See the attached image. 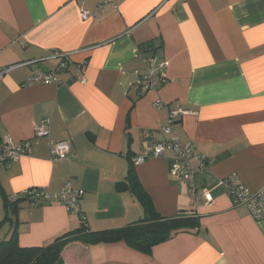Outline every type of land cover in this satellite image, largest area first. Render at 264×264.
<instances>
[{"label":"crops","instance_id":"0c3cea01","mask_svg":"<svg viewBox=\"0 0 264 264\" xmlns=\"http://www.w3.org/2000/svg\"><path fill=\"white\" fill-rule=\"evenodd\" d=\"M103 2L0 0V139L31 140L30 154L0 168V243L14 236L22 247H45L80 228L63 202L29 200L30 190L56 192L68 181L85 190L88 230L140 220L143 204L126 183L132 169L161 216L195 215L198 228L149 252L123 240L74 239L65 264H264V218L236 204L224 184L236 173L253 191L264 186V0ZM58 51L73 61L60 82L24 84L35 72L55 70ZM149 58L166 62L167 81L144 92ZM83 60L85 83L75 72ZM25 61L33 63L8 69ZM171 107L188 110L173 132L209 160L194 176L199 206L190 202L188 183L171 175L170 152L135 162L170 135ZM46 117L50 135L35 138ZM51 139L70 140L67 159H52Z\"/></svg>","mask_w":264,"mask_h":264},{"label":"built area","instance_id":"2783aa9c","mask_svg":"<svg viewBox=\"0 0 264 264\" xmlns=\"http://www.w3.org/2000/svg\"><path fill=\"white\" fill-rule=\"evenodd\" d=\"M107 3L115 4L114 0H104L102 5ZM89 15V10L82 5L80 7V16L85 19ZM51 57H58L60 59L57 68L48 72H35L26 79L24 84L31 85L34 83L48 84L51 82H60L61 72L67 70L73 64V61L70 58V53L58 51L54 52ZM32 63V61H25L15 64L8 69ZM166 65V62H158L156 58H149L146 60V65L140 79V88L142 91L147 92L156 89L160 84L167 81ZM86 66L87 60L75 64V72L81 83L86 82ZM4 72L5 70L0 69V77ZM155 105L160 109L163 107L164 103L159 99L155 102ZM186 113H188V110L182 107H171L169 109L170 126L164 128L170 135L150 145L148 151L139 156L135 162H144L149 157H163L167 151L170 152L171 175L179 181L188 183V196L190 202L193 206H199V196L194 184V176L209 163V160L206 156L199 153L193 141L183 142L171 128V124L175 123L176 118ZM50 123L51 119L49 117L43 118L35 128L34 137H48L50 135ZM49 145L53 160H64L68 158L71 147L70 140L51 139ZM30 152L31 140L16 141L8 135L2 137L0 139V168L10 167L13 162L30 154ZM224 184L227 192L232 195L236 204L245 207L249 214L255 219L264 218V186L259 190L253 191L244 184L240 176L236 173L224 180ZM28 193L30 195L29 200L34 205L52 200L63 202L69 212L78 215L81 223H85V216L81 208V201L84 197L85 190L83 188H73L70 181L66 182L64 186L56 192H50L47 188H38L30 190ZM204 196L208 203L213 201V195L210 191L206 190Z\"/></svg>","mask_w":264,"mask_h":264},{"label":"trees","instance_id":"16d2710c","mask_svg":"<svg viewBox=\"0 0 264 264\" xmlns=\"http://www.w3.org/2000/svg\"><path fill=\"white\" fill-rule=\"evenodd\" d=\"M126 183L143 204L144 217L140 220L122 228L102 231H90L84 223L80 228L58 237L45 247H22L12 236L0 243V264H65L61 256L62 249L74 239L87 244L123 240L135 248L149 252L154 245L174 234L198 228L199 221L195 215L181 214L171 218L161 216L150 196L138 183L132 169L126 177Z\"/></svg>","mask_w":264,"mask_h":264},{"label":"rangeland","instance_id":"374dc122","mask_svg":"<svg viewBox=\"0 0 264 264\" xmlns=\"http://www.w3.org/2000/svg\"><path fill=\"white\" fill-rule=\"evenodd\" d=\"M67 245H68V244H67ZM67 245H66V246H67ZM66 246H65V247H66ZM65 247L62 249V253H61V256H62L63 261H64V253H65V250L68 249V248L66 249ZM64 262H65V261H64Z\"/></svg>","mask_w":264,"mask_h":264}]
</instances>
